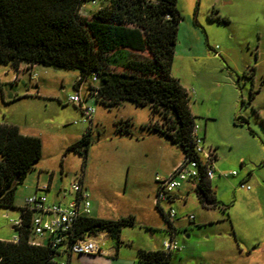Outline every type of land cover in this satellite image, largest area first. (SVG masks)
<instances>
[{
  "label": "rangeland",
  "instance_id": "obj_1",
  "mask_svg": "<svg viewBox=\"0 0 264 264\" xmlns=\"http://www.w3.org/2000/svg\"><path fill=\"white\" fill-rule=\"evenodd\" d=\"M108 4L109 0H102L100 7ZM176 7L182 20L170 75L187 91L191 114H196L195 124L206 131L205 147L215 150L218 172L228 176L234 171L236 175L217 176L212 182L219 207L204 210L193 194H177L178 199L163 207L166 212L175 211L172 224L174 239L182 248L180 252H184L183 243L195 249L193 259L181 264H248L234 255L233 260L228 259L226 251L223 252L227 240L216 236L223 238L234 233L241 243L251 244L256 234L264 232V0H177ZM96 8L85 5L86 11ZM34 74L36 78L31 80ZM14 76L12 67L0 63V124L29 129L42 143V156L16 188L14 208L0 207V238L11 241L15 235L9 221L19 219V208L31 195L38 168L43 169L44 175L50 171L56 173V189L66 191L64 204H67L74 200L72 185L77 176L91 166L99 176L103 195L114 197L122 204V212L134 217L135 226L126 227L125 231L133 233L136 242L150 243L152 238L162 244L169 240L165 220L160 224L146 207L145 192L144 196L138 193L137 185L128 183L116 195L110 193L116 171L114 157L84 160L67 150L80 140L81 130L85 128L78 108L67 103L76 92L73 85L78 73L37 65L31 73L20 74L15 83ZM89 85L97 83L91 78L84 82L80 92L83 97ZM251 92H254L252 100ZM88 98L87 104L100 117L99 126L91 131L92 142L110 140L117 134V124L127 121L130 114L128 107L139 111L141 120L145 118L143 110H149V120L143 126L137 127L136 121L128 120L133 136L140 138V132L146 136L158 135L148 130L154 122H159L157 118L151 119L148 106L124 102L107 108ZM63 153L65 157H61ZM207 219L210 224L198 225ZM146 221L161 226L150 229L144 225ZM229 241L235 243V238ZM180 252H172L171 264H180L175 258Z\"/></svg>",
  "mask_w": 264,
  "mask_h": 264
},
{
  "label": "trees",
  "instance_id": "obj_2",
  "mask_svg": "<svg viewBox=\"0 0 264 264\" xmlns=\"http://www.w3.org/2000/svg\"><path fill=\"white\" fill-rule=\"evenodd\" d=\"M82 0H0V63L16 70L20 65H41L78 73L77 88L97 77L88 94L104 107L130 102L150 108L149 127L195 158L189 97L171 77L178 26L182 20L177 0H109L90 18L79 15ZM254 92L250 93V100ZM159 123V124H158ZM130 121L117 124V134H131ZM91 130L67 150L86 158ZM215 151V150H214ZM42 143L23 136L16 126L0 124V207L14 208V196L26 174L41 159ZM216 159V153H215ZM194 194L203 209L219 207L210 181L201 178ZM20 214L22 213V209ZM168 230L174 228L162 211ZM17 243L0 240V264H56L58 253L50 245L33 246L31 215H21ZM135 226L132 216L117 220L81 218L75 238L105 233L117 249L120 232ZM73 242V240H71ZM141 264H168L170 253L138 252Z\"/></svg>",
  "mask_w": 264,
  "mask_h": 264
},
{
  "label": "crops",
  "instance_id": "obj_3",
  "mask_svg": "<svg viewBox=\"0 0 264 264\" xmlns=\"http://www.w3.org/2000/svg\"><path fill=\"white\" fill-rule=\"evenodd\" d=\"M100 3L102 4V0L99 1L98 6H92L89 4L92 8L93 7H97V8L95 10L93 9H91L90 11L87 10L86 15L84 17L89 18L90 16H92L98 10V7H100L101 5ZM20 66L27 67L28 65L23 64ZM36 66L37 65L32 66V69L36 68ZM81 88H80V92H81ZM34 89H37V87H34ZM85 93L86 95H84V97L80 93L81 97L83 98V103L87 106H90L89 104H87L89 100L88 97H90L87 94V89ZM128 108H129L128 111L130 113L129 116H127L128 118L125 119L123 117H119V120L132 119L133 121L137 122L136 125L137 127L145 125L146 122L149 120V115H148L149 110L147 109L143 110L146 113L143 112L145 114V118L141 120L138 119L139 111L136 112L135 109H132L133 107H128ZM79 114L81 117L80 111ZM191 115L193 116V114ZM193 117L196 118V114ZM99 123H100V117L96 112H94L91 126L85 124L84 125L85 128L81 130L82 135L80 137H82L84 133H86L88 130L93 131V127L96 126L97 128L99 126ZM13 126H16L19 132L23 136L35 137V135L29 133V129H26L25 126H23L25 130L21 128L22 126H18L15 124ZM200 131L201 129L199 128L198 136L203 139L204 146H207V144L205 143L206 131L205 129L201 132ZM151 132L152 131H150V134ZM139 135L140 138L133 135L114 134L113 136H111L112 138L110 140L101 139L92 142L88 149L86 157H114L116 171L114 172V181H113L114 188H112L110 193L112 195H116L120 187L123 186V188L126 189L128 183H130L132 186L137 185L138 193H142L144 196L143 191L145 192L146 201L144 202V204L146 205L147 208H150L152 210V212L156 216V219L161 222L160 224H162L163 222L162 220L165 219L161 215L160 210L164 214L165 218L167 214V212L164 210L163 205L166 203L167 204L173 203L176 199H178L177 194L186 195V196L187 194L195 195L194 194L195 185L193 183H185L180 189L176 191L175 194H172V197L169 200L161 202L157 205L156 193L158 188L154 181V178L156 175L160 177H164L168 175L172 171V169L183 159V153L179 147L172 144L168 139H166L164 136L160 134L158 135L152 134L146 136L144 133L140 132ZM61 157H65V154L63 153ZM216 160L217 157L214 161V177L210 180L211 187H212V182L215 181L217 176L221 178L232 177L230 176V174L228 176H225L226 174H221L220 172H218L219 166L215 164ZM42 172L43 169L38 168L37 181L35 185L32 186L30 196L34 194L44 195L47 199V202L50 204H58V205L69 204L70 202L64 204L66 203L65 200L66 191L60 192V190L56 189V184H57L56 173L50 171L48 172L47 175H44V173ZM233 172L234 171H232V173ZM80 174H82L83 190L89 195V200L91 204L90 207L91 218L100 219V220H117L120 218H127L129 216H132L130 214L127 215L122 212L121 209L122 204L117 203V201L114 200V197L103 195V189L100 186L101 181L98 179L99 176L97 172L93 169V167L90 166L89 169L82 170ZM43 188L46 189L43 190ZM251 195L252 194H248V196ZM74 198H75V194H74ZM186 202L187 200H185V203ZM22 207L23 205L20 206L19 209H22ZM222 210L225 211V208H223ZM19 218H20V214H19ZM210 223L211 221L207 219V220H202L201 222H199L198 225L205 226ZM144 225H146L150 229H155V227L161 226L151 221H146ZM11 229L14 231L12 226ZM125 230L126 228H123L121 230L119 237L120 241H122L124 244L120 245L117 249L115 248V242L112 241L110 238H108V236L105 233H102L97 237V241L101 251L99 254L69 255V256L60 255L56 260L58 262H65L66 264H141L137 256L139 251L156 252L163 250L162 245L165 241L162 244H160L159 242H154L152 238H150V243H144V242L142 243V241L136 242L134 234L131 232H127ZM174 235H175V229L174 231L170 230L169 239L171 238L175 240ZM216 237L221 238L222 240H227L226 243H224L225 248L223 249V252L226 251V257L228 259L233 260V255H234L239 259L246 260L248 264H264V232L260 235L256 234L251 244L241 243L238 239L237 234L234 235V233L232 235L231 234L226 235L223 238L220 235L219 237L218 236ZM232 237L235 238V243H231V241H229L231 240ZM0 240L10 242V240H3L2 238H0ZM39 242L42 245L47 244L48 237L47 236L42 237L41 239H39ZM183 247H185L184 252L183 251L182 253L180 252L182 249L181 248L180 250L176 251L180 253H177L175 255V258L178 259L180 264L183 263V261L184 263H186L187 261H189L188 259H193L194 257L195 249L191 247V245L189 246L183 243ZM172 252L170 253V260L168 264H171ZM212 264H218V263L213 262Z\"/></svg>",
  "mask_w": 264,
  "mask_h": 264
},
{
  "label": "built area",
  "instance_id": "obj_4",
  "mask_svg": "<svg viewBox=\"0 0 264 264\" xmlns=\"http://www.w3.org/2000/svg\"><path fill=\"white\" fill-rule=\"evenodd\" d=\"M83 3L79 9V15L85 16V5L98 6L100 0H82ZM101 9L98 7V10ZM15 71V76L12 82L19 80L20 74L27 71L31 73L32 67L19 66ZM36 75H31V80H35ZM91 80L97 83L95 74L91 76ZM77 88L76 93L67 99V103L78 108L81 113V123L89 126L92 124V117L94 109L83 103V98L80 95V88ZM89 92H87L88 94ZM77 124V122H74ZM199 127L194 124L191 129V141L193 143V151L196 155L195 158H188L183 156V159L172 169V171L164 176H155L154 181L157 185L156 203L167 201L172 197L175 190L180 189L185 183H193L195 186L197 182L204 178L211 180L214 177V161L215 151L212 148H207L203 144V139L198 136ZM235 176L233 172L230 174ZM241 189H245L240 185ZM46 188H43L45 190ZM247 189H249L247 187ZM72 191L75 198L67 205L50 204L44 195L34 194L25 199L22 207L20 218L10 220L9 223L13 229L21 228V215H31V239L29 244L33 246L50 245L51 249L55 250L58 255H96L99 254L100 247L97 241V236H84L82 238H75L73 230L77 221L81 218H89L91 215V204L89 195L83 190L82 187V174L78 175L75 183L72 185ZM175 211L169 210L166 214V219L171 222L175 218ZM192 220V217H189ZM15 231V230H14ZM48 237V242L42 245L39 239ZM19 234L15 231V235L11 239V243H17ZM73 240V242H71ZM164 253H171L178 251L181 248L177 245L176 241L169 239L162 245ZM56 264H66L65 262H56Z\"/></svg>",
  "mask_w": 264,
  "mask_h": 264
}]
</instances>
